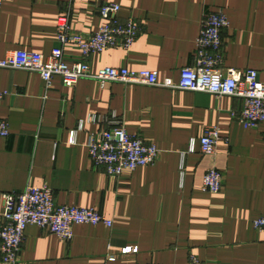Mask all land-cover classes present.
<instances>
[{"label": "crops", "instance_id": "crops-1", "mask_svg": "<svg viewBox=\"0 0 264 264\" xmlns=\"http://www.w3.org/2000/svg\"><path fill=\"white\" fill-rule=\"evenodd\" d=\"M104 3L120 4L119 17H135L141 33L129 51L91 54L95 73L150 69L179 81L192 65L203 15L224 10L230 25L221 68L255 69L264 81V0H3L0 58L13 49L50 54L62 16L76 31L100 29ZM63 50L67 63L84 59L74 45ZM0 92V118L11 132L0 138V227L5 193L44 185L57 204L95 208L113 221L75 225L70 241L30 224L17 264H192V256L200 264H264V231L253 225L264 215V123L245 128L233 116L241 99L95 78L69 86L59 76L44 98L39 73L9 68H0ZM113 112L129 133L157 145L154 165L109 177L89 155L92 124L70 143L90 113ZM208 126L220 128L214 155L201 151ZM212 167L224 176L218 193L203 190ZM126 246L138 251L122 253Z\"/></svg>", "mask_w": 264, "mask_h": 264}, {"label": "built area", "instance_id": "built-area-1", "mask_svg": "<svg viewBox=\"0 0 264 264\" xmlns=\"http://www.w3.org/2000/svg\"><path fill=\"white\" fill-rule=\"evenodd\" d=\"M3 0H0V13ZM118 3H104L99 7V14L105 24L91 33L76 31L67 16L59 19L57 27L58 45L50 54L22 49L10 50L4 58H0V68L35 71L45 83L44 98L53 87L56 76L62 78L66 85L74 86L81 79L95 78L102 84L112 81L138 83L169 89H181L196 92L212 93L217 96H231L242 100V109L234 111L233 116L245 127L255 128L264 123V81L259 72L248 69L244 72L236 69H223V31L230 25L224 10L211 11L203 15L200 34L192 55V65L181 70L179 81L161 80L156 70H134L127 67H104L93 72L87 58L93 53H102L108 49L121 48L131 50L141 33L137 19L130 16L121 19ZM74 45L81 50L84 59L67 63L64 59L65 45ZM0 92V100L5 96ZM87 124L95 125L96 130L89 135L88 150L92 163L97 168H104L107 175L120 178L125 170L134 171L140 167L154 165L159 156V149L153 142L146 141L140 135L127 131L119 114L109 115L90 113L81 120L76 129L70 133V143H77L78 133ZM9 123L0 118V138L10 135ZM218 126L206 127L200 139L201 151L206 155H214L220 140ZM193 151V147L190 149ZM184 160V154H183ZM184 162H182L183 166ZM183 174V172H182ZM223 173L212 167L203 179V190L218 193L223 187ZM0 227V252L6 264L19 263L26 237V229L35 224L42 229L54 233L59 238L70 241L74 236V226L78 224L112 226L113 221L95 208L56 203L51 187L28 186L22 193H5ZM254 228L264 231V215L253 221ZM138 247H123L122 253L137 252ZM115 259V255L109 257ZM192 264L201 261L191 257Z\"/></svg>", "mask_w": 264, "mask_h": 264}]
</instances>
